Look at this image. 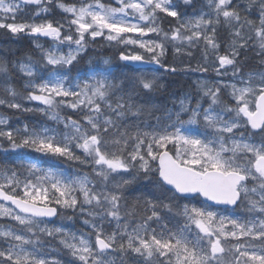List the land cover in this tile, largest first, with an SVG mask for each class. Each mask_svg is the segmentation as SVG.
<instances>
[{"label":"snow or ice","instance_id":"obj_1","mask_svg":"<svg viewBox=\"0 0 264 264\" xmlns=\"http://www.w3.org/2000/svg\"><path fill=\"white\" fill-rule=\"evenodd\" d=\"M182 4L185 11L175 0H0V29L53 42L47 49L35 44L39 60L13 65L28 78L23 98L43 107H24L11 86L0 105L39 112L57 125L0 127L11 149L0 161V219L10 221L0 224V264H264V71L244 75L241 60L252 51L264 65V0H204L192 13L186 9H195V0ZM33 7L30 19L18 22ZM55 9L59 20L49 18ZM98 40L122 46L126 67H153L117 76L93 66L72 76ZM169 51L188 63L169 64ZM196 52L202 62L193 68ZM161 69H211L221 79H198L195 93L173 97L169 109L156 102L165 90L155 75ZM10 71L0 62V74ZM157 111L165 115L154 124L141 119ZM8 124L0 117V126ZM19 149L91 171L45 168ZM141 180L159 195L129 203ZM220 205L244 206L247 215H220ZM57 217L80 218L89 231L56 226ZM60 251L71 259L52 254Z\"/></svg>","mask_w":264,"mask_h":264},{"label":"trees","instance_id":"obj_2","mask_svg":"<svg viewBox=\"0 0 264 264\" xmlns=\"http://www.w3.org/2000/svg\"><path fill=\"white\" fill-rule=\"evenodd\" d=\"M198 0H195L197 2ZM66 3H71V0H65ZM78 2V1H73ZM104 3H110V0H103ZM179 0H175V3L179 4L181 7V11H185V6L179 3ZM188 13H191L189 9H186ZM34 7L31 9H25V12H21L18 16V22L29 20L31 17V13L34 12ZM63 16V14L59 11V9H55L52 15L49 18H54L56 20H59L58 17ZM36 22H40L37 20ZM163 27L165 29L169 28V24L167 21L163 23ZM35 41L37 39H33L32 37H28L26 34H19L16 36H13L11 33H6V30L0 29V44L3 45V48L0 49V62H3L11 71L9 75L6 77L8 79L7 85L13 87L18 93H20V96L17 97L20 101H23L26 95L27 91L25 89V82L27 80L26 77H24L19 71L18 67L13 68V65H18L21 62L29 61V58L33 62L40 59V52L35 47ZM122 46H109L104 41L98 40L95 44H90L88 46V51L86 54L82 55V58L80 59L79 63L76 65L75 68H73L71 75L75 76L77 74V71H85L89 68L90 59L93 57L95 60H100L101 58H108L109 60H112V62L116 63L113 65V68L110 67V64L108 66H105L104 68L110 67L114 74L117 76L123 75H138V72H134L133 68L129 66H125L120 60V50ZM252 55V58H254L252 52H250ZM197 52L195 59L197 60L198 57H201V54ZM223 54V53H222ZM253 60L249 61L247 65L245 66L244 70L253 71L255 69H259L260 66L254 63ZM167 62L169 64H175L178 69H182L184 67V64L188 63V58H183V63H181L179 60H174L171 51H169V55L167 57ZM192 64V60H191ZM149 68V67H148ZM143 70V68H142ZM161 73H163V77L161 79V84L165 86V90L161 91L160 93L156 94V102L157 105H163L166 104L167 107H173L172 100L173 97L178 101L179 98L187 93H195L196 87L192 84V75L188 73L185 75L182 71H178L176 75H170L168 73H165L163 69L160 70ZM210 78H213L212 74L210 75ZM214 82V81H211ZM210 82V83H211ZM207 106V104H205ZM71 110H65L63 114L70 113ZM159 114L161 111H157ZM155 112V114H157ZM0 115L5 116L10 120V123H15L18 127H22L23 123L32 125H45L49 127H57L55 122L43 117L39 112H26V113H19L17 111H13L10 108H7L5 106L0 105ZM153 116L151 118H153ZM75 118V117H74ZM13 128V127H12ZM59 128L62 130L61 125H59ZM260 140V139H259ZM5 149L11 151L10 145L6 140L0 139V161L3 160L5 155ZM19 153H21V157L23 159H37V162L41 164L42 167L45 168H53L56 171H69L71 172L73 169L79 172H89V170H86L83 165H77L74 162L71 161H64L63 159H57L50 156H42L38 153L33 152L30 149H19L17 150ZM22 171V170H21ZM152 185L149 184L146 180H141L138 185H134L133 187L136 189L135 191L129 190L130 195L128 197L129 203L133 201V199L137 196H147L150 193L156 192L157 195H159L158 190L153 189L151 187ZM146 190H143L146 188ZM179 203L182 205L184 203H188L187 201L181 200ZM242 208H245L244 206L237 207L235 210L236 216L245 217L247 215L246 209H244V212H239V210H242ZM67 216H71L72 212L69 210L67 211ZM1 221V220H0ZM59 222L58 218L56 220ZM80 218H74L73 226L71 230H78L77 227L79 226ZM167 222V221H166ZM65 226H67L66 223H64ZM75 225V226H74ZM171 225V224H169ZM70 226V225H69ZM68 226V227H69ZM154 227V225H153Z\"/></svg>","mask_w":264,"mask_h":264},{"label":"rangeland","instance_id":"obj_3","mask_svg":"<svg viewBox=\"0 0 264 264\" xmlns=\"http://www.w3.org/2000/svg\"><path fill=\"white\" fill-rule=\"evenodd\" d=\"M72 1H78V0H71V3H72ZM180 2V4H182V0H179ZM110 3H112L113 5H114V0H110ZM203 3H204V0H198L197 2H195V9H193V8H191V7H188V9H189V11L192 13L194 10H199L200 8H201V6L203 5ZM183 5V4H182ZM60 11V10H59ZM22 12H25V10L24 11H22ZM58 19H60V17H58ZM36 43H40V44H42L43 46H44V48L45 49H47L48 47H50L51 45H52V41L51 40H48V41H42V42H40V41H37V42H35V44ZM34 44V45H35ZM3 48V45L2 44H0V49H2ZM62 51L64 52V53H67V51H68V48L67 47H63L62 48ZM137 51H142V50H139V49H137ZM250 52H252V51H249V52H247L246 54H245V57H241V60H242V63H243V65H244V67H243V74L244 75H247L249 72H260V71H264V65H261L260 63H259V58L257 57V59L256 60H254V63L255 64H257L258 66H260V68L259 69H255V70H253V71H249V70H244L245 69V66L247 65V63L249 62V61H251V60H253L254 58H256V56L255 55H253L254 56V58H252V55H251V53ZM222 53H223V50H222ZM221 53V54H222ZM253 54H254V52H252ZM196 54H197V52L195 53V56H196ZM0 55H1V53H0ZM200 55V54H199ZM1 59V58H0ZM105 59H107V60H109L108 58H101L100 60H95V58H91L90 59V64H89V68H91V67H93V66H98V67H100V68H104L105 66H108V65H105L104 63H103V61L105 60ZM110 61V67L111 68H113V65L114 64H116V63H114V62H112V60H109ZM198 62H202V58L201 57H198L197 58V60L194 58V59H192V67L193 68H195L196 66H197V63ZM23 63H28V61H24ZM146 67H149V68H151V67H153V66H146ZM88 68V69H89ZM191 75H192V79H191V81H192V84H193V86H195L196 87V84H195V81H197L198 79H208L210 82L211 81H216L217 79H221V78H218L217 76H216V74H215V72H213V71H211V69H210V71L208 72V73H200V72H189ZM22 74V73H21ZM138 74H140V73H138ZM212 74V76H213V78H210V75ZM23 75V74H22ZM155 75L156 76H158L159 78H160V82H161V79H162V77H163V73H161V71H159V72H156L155 73ZM24 76V75H23ZM24 77H26V76H24ZM27 78V77H26ZM224 81H230L231 80V69H229V75L228 76H225V77H223L222 78ZM27 80H28V78H27ZM27 80H26V82H27ZM7 82H8V79L3 75V74H0V98H10V97H8V95H7V93L4 91V89L6 88V87H8V85H7ZM26 82H25V84H26ZM19 100V99H18ZM20 101V100H19ZM20 103L24 106V107H26V108H35V107H37V106H39V107H43V105H40L39 104V102H37V101H30V100H27V99H24L23 101H20ZM1 106H5V105H1ZM6 107V106H5ZM178 107V106H177ZM8 108V107H7ZM169 109H173V107H168ZM13 111H17V112H19V113H26L27 111H23V110H15V109H12ZM41 114V113H40ZM43 117H45V118H47L48 119V117L47 116H44L43 114H41ZM165 114H164V112H162L161 111V113L159 114L158 112H157V114H155L154 116H153V118H151V117H148V116H144V117H141V119H147V120H149V122L150 123H155V116H161V117H163ZM0 117H5V116H3V115H0ZM187 117H185V119H186ZM8 119V118H7ZM8 121H9V124L8 125H5V126H0V127H4V128H7V127H13V129H15V128H17L18 126L15 124V123H13V124H11L10 123V120L8 119ZM25 123H23V125H24ZM23 127V126H22ZM61 127H62V129H63V125H61ZM260 137L259 136H257L256 138H255V140H256V142H259L260 140ZM85 167V169L86 170H89V172L91 171V168L90 167H86V166H84ZM75 172H77L75 169H73L71 172H69V171H64V173L65 174H72V173H75ZM80 173H83V172H80ZM152 187V186H151ZM147 189V187L146 188H144L143 190H146ZM143 196V195H142ZM244 209L245 208H242V210H239V212L241 213V212H244ZM216 211H218L219 212V214L220 215H224V216H232V217H236V214L235 213H231L230 214V212H227L226 213V211H223V210H216ZM67 214V213H66ZM1 221H0V224H4V225H7L8 223H10V221H8L7 219H0ZM58 220H59V222H57V221H54L55 222V225L56 226H59L61 223H66L67 224V228H69L70 230H71V228H72V226H73V221L74 220H67V219H61L60 217H58ZM166 222V221H165ZM70 225V226H69ZM69 226V227H68ZM75 226V225H74ZM79 226L80 227H77V226H75L76 228H78V230H72V231H77V232H85V233H87L88 231H89V229L86 227V226H84L83 224H82V222H81V219H80V221H79ZM170 227H171V225H169ZM113 227H114V225H113ZM155 227V226H154ZM94 239V238H93ZM51 245H52V247H54V248H59L60 246L58 245V241H55V240H53V241H51ZM53 255H58V258L59 259H61L62 261H68V260H70L71 259V257L70 256H68L67 254H66V252H64V251H60L58 254L56 253V252H53L52 253ZM129 264H131V262H129Z\"/></svg>","mask_w":264,"mask_h":264},{"label":"water","instance_id":"obj_4","mask_svg":"<svg viewBox=\"0 0 264 264\" xmlns=\"http://www.w3.org/2000/svg\"><path fill=\"white\" fill-rule=\"evenodd\" d=\"M39 38L48 39V38H45V37H39ZM124 63H126V62H124ZM127 63H128V65H130V66H132V67H134V68H141V67H143V66L139 65L138 63H136V64H134V63H132V62H127ZM218 208L233 209V208H235V207H234V206L220 205V206H218ZM54 219H55V218H54Z\"/></svg>","mask_w":264,"mask_h":264}]
</instances>
